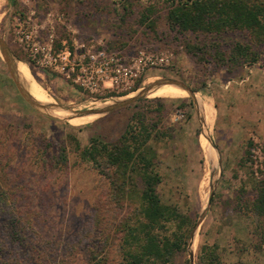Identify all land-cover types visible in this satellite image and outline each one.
I'll use <instances>...</instances> for the list:
<instances>
[{
	"label": "rangeland",
	"instance_id": "1",
	"mask_svg": "<svg viewBox=\"0 0 264 264\" xmlns=\"http://www.w3.org/2000/svg\"><path fill=\"white\" fill-rule=\"evenodd\" d=\"M172 1L0 0V36L30 74L32 70L35 87L47 101L70 104L76 110L102 102L93 103L91 94L66 83L61 74L47 73L43 78L18 40V18L44 24V34L54 25L58 41L101 42L127 57L142 52L167 55L168 64L147 69L133 91L105 94L133 96L169 80L195 92L192 96L165 84L141 98L153 99L154 107L163 98L167 108L162 114L148 113L154 128L155 162L162 175L161 200L194 222L185 250L166 264H192L191 250L194 264H203L202 247L208 245L218 256L217 264H264V220L250 208L264 168V55L253 65L229 66L221 55L247 37L239 31H180L167 20ZM21 68L19 63L25 81ZM135 102L103 116L69 120L68 112L38 109L19 91L0 52V170L6 186L18 196L13 201L17 212L9 215L28 211L23 217L37 220L38 233L32 242L35 264L39 250L49 252V261L43 260L49 264L62 263L70 253L68 264H90L94 252L104 259L107 256L106 264H121L124 224L139 213L141 183L132 184L124 194L117 192L91 162L80 158L76 145L85 147L94 136L107 141L120 138L140 109ZM140 104L144 107L143 101ZM203 117L220 155L207 134L206 142L202 141ZM257 151L263 159L257 158L255 168ZM210 156L217 161L213 175L207 162ZM215 181L213 201L191 245ZM3 222L0 218V226ZM2 245L15 257L12 264H31L26 258L28 244L23 249L6 242Z\"/></svg>",
	"mask_w": 264,
	"mask_h": 264
},
{
	"label": "trees",
	"instance_id": "2",
	"mask_svg": "<svg viewBox=\"0 0 264 264\" xmlns=\"http://www.w3.org/2000/svg\"><path fill=\"white\" fill-rule=\"evenodd\" d=\"M171 3L167 20L180 31L216 34L239 31L247 37L235 41L221 55L229 66L253 65L264 55V0H173ZM163 100L159 98V105L155 107L152 105L153 99L136 101L134 105L140 109L131 116L124 133L117 140L107 141L94 136L87 146L76 145L80 158L91 162L100 174L108 178L117 192L124 194L132 184L136 186L137 182L141 183L139 213L124 224L120 244L121 264L171 262L178 252L185 250L194 227L189 216L181 213L177 207L163 203L158 191L162 175L155 162L157 151L152 144L154 128L148 113L162 114L167 109ZM142 101L144 107L140 104ZM63 159L66 161L67 157ZM261 174L257 195L252 199L250 208L264 220V168ZM4 175L0 170V218L5 220L0 226V264H12L15 261L12 252L6 249L8 246L2 245V242L22 249L28 244L26 258L35 264L32 242L35 241L34 234L38 233L37 220L25 219L23 216L28 211L23 214L18 212L14 217L9 215L17 212L13 201L18 196L6 186ZM44 252L39 250L37 253L38 264H49L43 262L45 258L49 261V252ZM202 252L205 255L203 264L219 262L209 245L203 246ZM97 253L91 256L90 264H106L107 256L104 259ZM71 256L70 253L68 259L62 258L65 261L59 264H68Z\"/></svg>",
	"mask_w": 264,
	"mask_h": 264
},
{
	"label": "built area",
	"instance_id": "3",
	"mask_svg": "<svg viewBox=\"0 0 264 264\" xmlns=\"http://www.w3.org/2000/svg\"><path fill=\"white\" fill-rule=\"evenodd\" d=\"M44 28V24L32 19L18 18L17 37L30 63L43 73L63 75L66 83L79 86L94 98H107L105 94L113 91H133L147 69L169 62L164 53L142 52L137 57H127L109 50L101 42L58 41L54 25L45 34ZM255 154V168H258L256 160L263 158L259 151ZM260 167L263 168L262 163Z\"/></svg>",
	"mask_w": 264,
	"mask_h": 264
},
{
	"label": "water",
	"instance_id": "4",
	"mask_svg": "<svg viewBox=\"0 0 264 264\" xmlns=\"http://www.w3.org/2000/svg\"><path fill=\"white\" fill-rule=\"evenodd\" d=\"M0 52L2 53L4 59L6 60L8 67L10 69V72L14 78L15 83L17 84L19 91L22 93V95L35 107H37L38 109H42V110H46V111H52L53 113H55L56 111H63V112H68L70 113L67 116V119L69 120V117L71 118H75V117H83V116H87V115H94V116H100V115H104L114 109L126 106V105H130L131 103L138 101L139 99H141L146 92H148L151 89H157L159 87H161L162 85L165 84H171L174 86H177L183 90H187L192 96H195V92L192 91L189 87H187L186 85L174 81V80H169L167 82H158L155 86H152L151 88H144L140 91H138L135 95L130 96L129 95H122L120 97H107V98H91V101H93V103L96 102H102L101 104H98L96 106L93 107H89L83 110H76L73 106H71L70 104H65V105H61L58 104L56 102L53 101H47V100H40L38 98H36L32 93L31 90L29 88V86L26 84V82L21 78V75L19 73L18 70V65L20 62H22L21 60L17 59L9 50V48L7 47L5 41L1 38L0 36ZM30 68V67H29ZM30 72L32 74V76L35 79V76L32 72V70L30 69ZM133 94V93H132ZM202 134H207V138L211 143V147L215 148L216 151L218 152V154L220 155V150L217 147V145L214 143V141H212V138L209 136L208 134V123L207 120L204 119V117L202 118ZM208 162L211 165V172L212 175L215 174L216 172V167H217V161H216V157L215 159L212 158V156H210V158H208ZM218 165H221V159L219 157L218 159ZM217 181H215V183L213 184V191L209 197V201H208V205L207 208L205 209V211L202 213V216L200 218V220L198 221V224L196 225V227L193 230L192 233V243L191 245H193L194 243V238L196 236V232L197 229L201 223V221L203 220V218L205 217V215L207 214V211L213 201L214 198V189L216 187ZM190 259H191V263L194 264V252L191 250L190 251Z\"/></svg>",
	"mask_w": 264,
	"mask_h": 264
},
{
	"label": "bare ground",
	"instance_id": "5",
	"mask_svg": "<svg viewBox=\"0 0 264 264\" xmlns=\"http://www.w3.org/2000/svg\"><path fill=\"white\" fill-rule=\"evenodd\" d=\"M20 66L22 67V72H23V75H24V79H25V82L26 84L29 86L30 90H31V93L38 99L40 100H49L44 94H42L36 87H35V84L31 78V75L30 73L28 72V70L26 69V67H24V63L23 62H20ZM212 116V113L209 115V118L208 120L211 118ZM202 141L206 142V139L204 137V134L202 135ZM208 162V161H207Z\"/></svg>",
	"mask_w": 264,
	"mask_h": 264
},
{
	"label": "crops",
	"instance_id": "6",
	"mask_svg": "<svg viewBox=\"0 0 264 264\" xmlns=\"http://www.w3.org/2000/svg\"><path fill=\"white\" fill-rule=\"evenodd\" d=\"M41 73H42L41 75H42L43 78H47V77H48V76H47V73H43V72H41ZM30 75H31V74H30ZM31 78H32V76H31ZM32 80H33V82H34V79H33V78H32ZM34 84H35V83H34ZM43 89H44V88H43Z\"/></svg>",
	"mask_w": 264,
	"mask_h": 264
}]
</instances>
